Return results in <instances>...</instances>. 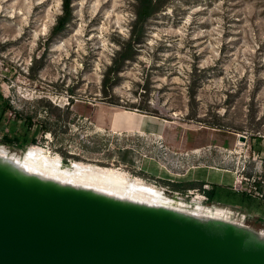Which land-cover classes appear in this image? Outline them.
<instances>
[{
  "label": "rangeland",
  "instance_id": "374dc122",
  "mask_svg": "<svg viewBox=\"0 0 264 264\" xmlns=\"http://www.w3.org/2000/svg\"><path fill=\"white\" fill-rule=\"evenodd\" d=\"M133 2L74 0L67 31L45 45L62 0H0V90L25 113L44 99L53 110L38 119L70 125L64 142L38 137L64 167L117 170L189 210L201 203L243 212L245 227L264 234L260 200L231 193H249L245 183L264 173V0H170L147 23L135 58L106 98L102 81L130 38ZM53 143L80 159L65 165ZM5 147L20 155L27 149ZM187 182L194 188L174 189ZM202 182L228 191L218 186L215 200L202 202Z\"/></svg>",
  "mask_w": 264,
  "mask_h": 264
},
{
  "label": "water",
  "instance_id": "95a60500",
  "mask_svg": "<svg viewBox=\"0 0 264 264\" xmlns=\"http://www.w3.org/2000/svg\"><path fill=\"white\" fill-rule=\"evenodd\" d=\"M0 264H264V236L0 158Z\"/></svg>",
  "mask_w": 264,
  "mask_h": 264
},
{
  "label": "trees",
  "instance_id": "16d2710c",
  "mask_svg": "<svg viewBox=\"0 0 264 264\" xmlns=\"http://www.w3.org/2000/svg\"><path fill=\"white\" fill-rule=\"evenodd\" d=\"M133 12L134 20L131 24L130 38L126 42H121V48L116 53L112 64L107 68L102 81V90L106 98L112 95V90L117 85L120 77L119 74L128 61H132L137 54L136 44H139L146 33V26L150 19L157 14L163 12L170 0H133ZM73 3L74 0H62V13L58 16L56 24L53 26L50 36L45 45L51 44L58 36L64 34L71 22L73 21ZM73 93V91H70ZM113 101V100H111ZM53 110V105L44 99H38L30 102V107L27 113L20 111L11 101L10 98H6L0 90V144L9 146L12 148H18L25 150L29 146H39L41 142L39 140L40 134L50 133L56 142H64V135L68 132L69 126L63 119H38L40 112H47ZM10 116H14V120L9 127H4V120ZM63 136V137H62ZM95 141L101 140L98 136H94ZM57 143L52 145L56 148ZM99 145L94 143L92 147L93 153L99 152ZM64 157V164L68 165V159L79 160L76 155H71L64 151L63 148H56ZM124 161L133 163L132 160ZM253 175L247 177L251 180ZM201 186L205 185L208 189H201L208 202H213L216 198L217 188L222 187V183H212V187L202 182ZM221 184V185H220ZM243 184V183H242ZM247 186H252L249 193L246 190L242 195H239V191L231 192L232 195L240 196L243 200L251 203L256 198L259 204L264 205V173L253 183H245ZM176 191L186 193L190 188H194V184L191 182L183 184H173ZM230 192V191H229ZM264 214V211H262ZM263 214L259 217V220L264 221Z\"/></svg>",
  "mask_w": 264,
  "mask_h": 264
},
{
  "label": "bare ground",
  "instance_id": "6f19581e",
  "mask_svg": "<svg viewBox=\"0 0 264 264\" xmlns=\"http://www.w3.org/2000/svg\"><path fill=\"white\" fill-rule=\"evenodd\" d=\"M26 152L25 158H22L19 153L10 152L7 148L0 145V158L19 161L22 167L31 174L52 178L65 184L95 189L123 199L166 206L197 217L234 222L231 210L226 208H209L201 205V203H198L194 209L189 210L187 204L168 198L164 191L157 187L147 184L138 178L124 175L117 170L83 165L76 162H73L75 169L72 170L68 166H62L61 158L51 156L46 148L29 146ZM196 200H199L198 196Z\"/></svg>",
  "mask_w": 264,
  "mask_h": 264
},
{
  "label": "built area",
  "instance_id": "2783aa9c",
  "mask_svg": "<svg viewBox=\"0 0 264 264\" xmlns=\"http://www.w3.org/2000/svg\"><path fill=\"white\" fill-rule=\"evenodd\" d=\"M192 194L193 193H191V195ZM201 201L202 202H207L208 201V198H207V196L204 193L201 195ZM232 213H233V219H234V222H232V223H235L237 225L245 227L248 216L245 213L240 212V211L237 212V213L232 211ZM261 235L264 236V234H262V233H261Z\"/></svg>",
  "mask_w": 264,
  "mask_h": 264
},
{
  "label": "crops",
  "instance_id": "0c3cea01",
  "mask_svg": "<svg viewBox=\"0 0 264 264\" xmlns=\"http://www.w3.org/2000/svg\"><path fill=\"white\" fill-rule=\"evenodd\" d=\"M264 209V208H263Z\"/></svg>",
  "mask_w": 264,
  "mask_h": 264
}]
</instances>
